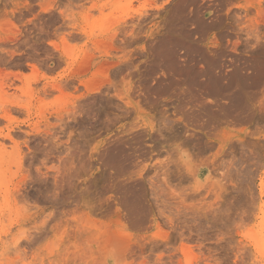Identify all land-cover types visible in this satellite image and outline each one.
Listing matches in <instances>:
<instances>
[{
  "label": "rangeland",
  "instance_id": "obj_1",
  "mask_svg": "<svg viewBox=\"0 0 264 264\" xmlns=\"http://www.w3.org/2000/svg\"><path fill=\"white\" fill-rule=\"evenodd\" d=\"M0 84V264H264V0H0Z\"/></svg>",
  "mask_w": 264,
  "mask_h": 264
},
{
  "label": "bare ground",
  "instance_id": "obj_2",
  "mask_svg": "<svg viewBox=\"0 0 264 264\" xmlns=\"http://www.w3.org/2000/svg\"><path fill=\"white\" fill-rule=\"evenodd\" d=\"M189 21L192 22L191 20H188V22H189ZM151 44H152V43H151ZM145 67H146V66H145ZM150 67H151V66H150ZM144 69H145V68H144ZM144 69H143V70H144ZM143 72H144V71H143ZM149 73H150V72H149ZM152 77H153V76H152ZM17 78H18V77H17ZM1 88H2V87H1V84H0V89H1ZM2 90H4V89H2Z\"/></svg>",
  "mask_w": 264,
  "mask_h": 264
}]
</instances>
